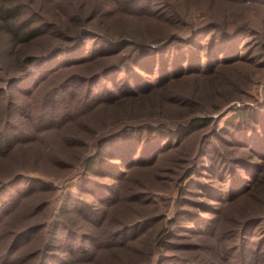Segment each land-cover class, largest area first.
I'll use <instances>...</instances> for the list:
<instances>
[{"label": "rangeland", "instance_id": "obj_1", "mask_svg": "<svg viewBox=\"0 0 264 264\" xmlns=\"http://www.w3.org/2000/svg\"><path fill=\"white\" fill-rule=\"evenodd\" d=\"M140 1L13 0L41 28L39 53L57 44L55 17L82 20L66 51L82 44L85 58L33 70L22 89L29 68L0 38V124L14 114L0 264H264V198L241 199L264 175V0ZM241 28L253 63L210 80L224 59L212 46ZM120 34L160 44L146 61L133 47L109 55L106 38ZM185 113L203 126L175 134Z\"/></svg>", "mask_w": 264, "mask_h": 264}, {"label": "trees", "instance_id": "obj_2", "mask_svg": "<svg viewBox=\"0 0 264 264\" xmlns=\"http://www.w3.org/2000/svg\"><path fill=\"white\" fill-rule=\"evenodd\" d=\"M262 0H256V2L261 3ZM146 2V0H141L137 5ZM13 0H0V38L3 40L4 46L7 48L9 51L8 53L11 54L12 61L14 64V67L17 68H29V73H27L26 76L21 77L20 79H17L15 81V84H19L22 89H26V87L32 82L33 74L32 71H37L40 70L41 72H49L53 73L55 72L58 68L51 69L50 71L48 70V66H53L58 58L62 56H66L69 53H73V58L75 60H80L82 61L85 57V47L80 46V48L76 49L75 51H66V45L78 41L80 42L83 40L84 36V31L83 29L78 30L75 26H77L76 23L82 22V20L73 21L74 24L73 26L69 27V25H63L62 22L59 21L58 18H54L56 22V27L55 30L58 32L56 35L53 36L54 40L57 41V44H55V47L51 49V51L44 53L43 51L39 53L35 48H33V45L37 38L41 36V28H34L32 27V21L29 19H22V13H21V8L19 5H13ZM129 7L131 8L132 6H137L130 4L129 2ZM165 10V9H164ZM166 14H169L166 11ZM160 19L158 23H161ZM72 21V22H73ZM90 22V21H87ZM166 22V21H165ZM85 23V22H84ZM83 23V25H84ZM171 25V24H169ZM80 27V26H79ZM73 28L78 32V33H72ZM215 27L213 25H208L204 30L208 32H214ZM204 30H199L196 31L197 34L194 38H197V36L200 34L198 32H202ZM228 31L223 32L224 34H221V42H219L218 49H215L214 45L212 46V54L210 55L211 60H215V56H223L224 59L219 62V66L216 70H214L213 73H211V76L208 78H215V79H210V80H217L219 77H221L220 71L223 68H229L230 66L234 65H246L247 63H253L251 57H246L245 59H242L243 57V49H241L240 44H237V40L242 36L249 33L245 28H241L239 31L235 33H226ZM43 33V32H42ZM227 35H231L227 37ZM200 36V35H199ZM198 36V37H199ZM93 38L95 36L93 35ZM162 42V41H161ZM82 43V42H81ZM150 44H160V41H152L146 36H141L138 39H132L129 36H124L122 34L120 35H115V36H109L106 38V43L105 47L110 50L109 55H115L128 47H133L136 49H139L143 53L139 55L138 57H135L137 60H149V55L147 51H151L152 49L155 48V46H150ZM201 49V48H199ZM74 50V49H73ZM114 50V51H113ZM145 52V53H144ZM225 56V57H224ZM46 57H49L46 59ZM76 61V62H80ZM156 62V61H154ZM196 62V60L194 61ZM193 62V63H194ZM150 63V61H149ZM210 65V64H209ZM148 66H151L150 64ZM155 66V65H154ZM31 68V69H30ZM180 72H177L174 74V77L178 76V78L181 76L179 74ZM220 74V75H219ZM173 77V78H174ZM197 113H185L180 119L181 121L177 123L176 125V130L175 134H180V133H185L184 131L188 128H201L203 125H195L196 122H199V118H190V116L196 115ZM14 114L10 113V117L7 116L9 120L3 121L2 125L0 124V151H6L9 150L11 142L13 141L14 137V130L13 127L11 126V119L13 118ZM250 116V114H247ZM262 128L264 131V118L262 119ZM12 127V128H11ZM176 137V136H175ZM261 147L264 148V143H261ZM90 161V160H89ZM88 161V162H89ZM91 163V161L89 162ZM260 167L264 169V161L260 163ZM258 193V194H257ZM257 195H262L261 197L264 198V175L257 179L256 182L248 184V187L245 189V192L242 196L241 199L243 200H250V199H255ZM263 204V203H260ZM258 217H252L250 218L249 222L247 224L253 225L257 224L258 222ZM181 262H185L181 260ZM187 263V261H186ZM188 264V263H187Z\"/></svg>", "mask_w": 264, "mask_h": 264}]
</instances>
